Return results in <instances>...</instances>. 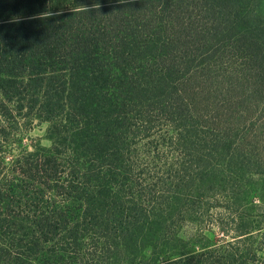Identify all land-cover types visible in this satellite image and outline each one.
<instances>
[{"label": "trees", "instance_id": "16d2710c", "mask_svg": "<svg viewBox=\"0 0 264 264\" xmlns=\"http://www.w3.org/2000/svg\"><path fill=\"white\" fill-rule=\"evenodd\" d=\"M35 121L51 146L7 163ZM197 208L226 211L230 240L183 236ZM261 248L264 0H0V264H264Z\"/></svg>", "mask_w": 264, "mask_h": 264}, {"label": "rangeland", "instance_id": "374dc122", "mask_svg": "<svg viewBox=\"0 0 264 264\" xmlns=\"http://www.w3.org/2000/svg\"><path fill=\"white\" fill-rule=\"evenodd\" d=\"M47 129L48 124L45 122H38L35 121L33 124L29 125L27 124L26 127L21 128L19 131H15L13 128L11 129L10 133V140L11 144H5L3 145V150L6 151L5 156L7 157L6 161L9 163L10 159L13 157H16L22 150H28L33 151L34 147L41 146V147H50L51 141L48 139L47 136ZM220 203H222L220 201ZM256 203H259V201H256ZM223 205V204H222ZM197 211L201 212V223L196 224H184L182 227V235L183 236H191L193 233H195L192 229H198L201 228V233H197L198 239L200 241V245H210L214 244L216 242L222 243L226 240H230V237H223L221 232L216 228L215 225H213V221L217 219L218 217H221L222 219H226L228 221H231L228 219V216L226 215V211H223L221 215H219L218 210L215 211L214 209H200L197 208ZM249 213V212H248ZM251 216H256L255 212L250 213ZM200 231V230H199ZM205 237V238H204ZM260 235L257 239H255V243L261 241ZM256 244L255 247H256ZM199 246L196 248L198 249ZM189 249H192L189 248ZM261 254H264V249L261 248Z\"/></svg>", "mask_w": 264, "mask_h": 264}]
</instances>
